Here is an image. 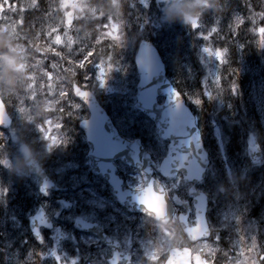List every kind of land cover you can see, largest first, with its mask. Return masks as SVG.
Here are the masks:
<instances>
[{
	"label": "rangeland",
	"instance_id": "rangeland-1",
	"mask_svg": "<svg viewBox=\"0 0 264 264\" xmlns=\"http://www.w3.org/2000/svg\"><path fill=\"white\" fill-rule=\"evenodd\" d=\"M1 1L5 3L6 10L0 15V45L1 47L9 46L6 47V56H14L11 50L15 42L21 40L23 45V39L26 42L25 46L21 44L16 49L17 52L22 53L20 60L17 58L13 60L19 66L17 71L8 62L0 63V93L4 92L7 97L16 100L19 105V108L13 104L10 106L11 111L17 117L14 128L20 127L23 121L28 120L27 100L32 97L35 101L33 103H37L40 96H43L42 103L50 97L54 100L59 95V91L65 89L63 73L68 70L69 75L73 77V83L76 80L79 84H87L94 93L104 96L105 103L110 106L107 108L113 120L123 133L126 134L129 128H135L145 136L151 134L146 122L134 113L137 75L132 64L133 57L131 58L133 49L131 47L126 49L128 45L117 36L115 31L114 17L118 12V0H105L104 3L97 0ZM207 1L210 0H202L201 3L188 1L184 5L187 9H192L190 17L182 8L178 18L166 22L161 18L162 12L167 13L166 7L152 6L151 1L144 3L142 0H129L132 6L127 4V8L137 13L143 12V18L145 13L150 16L148 24H138L137 16L133 18L137 39L132 42L128 41V44L135 46L139 40L144 39L158 46L165 62L168 63V59L172 61L169 73L194 107L221 106L220 101L230 95L240 98V106H247L252 110L259 105V101L261 104L264 103V63L256 67L255 72L250 67L242 65L241 47L236 51V43L228 38L229 36L235 38L236 28L240 25V21L237 20L234 12H231L230 20L225 24V28H221L222 21L215 20L219 11H216L212 5L205 6ZM225 3L227 5L228 1L226 0ZM239 5L246 13V18L241 22L246 26L245 36L255 43L253 46H256V56L261 57L264 62V52H262V46L259 45L264 43V25L261 27L264 22V0L255 4L261 9L259 15L251 10L250 5L244 7L242 3ZM68 10L74 12V22L73 26L65 28L63 17ZM33 16L34 18L26 23L28 17ZM185 19L188 20L187 23ZM260 21L262 22L259 25ZM175 27L178 34L184 32V37L175 38L174 42L177 47L172 49L171 28ZM35 40L40 41L43 46L47 44L48 51L37 50L34 45ZM57 42L60 52L54 55L51 52ZM250 45L252 43L248 40L244 44V46ZM201 46L209 48L212 55L210 57L203 55L200 52ZM44 55L54 57L47 60ZM82 61L85 62L82 64ZM226 67H229L230 75L223 79L221 76ZM72 69H76L77 72ZM253 78L257 83L259 80L262 82V85L256 86L259 99L250 93L243 100L246 90L253 89L255 86ZM15 81H19L22 85L19 92L13 87ZM223 81L228 84L226 93L222 89ZM226 105L233 106L231 102ZM25 114L27 117L24 116ZM20 117L22 120H19ZM44 125L45 127L41 130L43 136H50V120H44ZM3 137V133L0 132V139ZM59 167L61 169L56 170L57 182L65 188V196L74 203L73 213L83 218L93 217L92 208L94 206L101 208V204L95 200L92 203L89 202L83 195V191L78 190L77 177L68 175V168H74L73 166L62 163ZM49 169L52 171V166ZM30 184L29 180L23 181L27 194H22V198L26 201L29 200L28 197L39 196L36 189L29 190ZM175 185L174 183L173 186ZM7 192L11 191L3 187L0 182V234L5 232L12 223H14L12 228L15 230L9 240L5 241L0 237V248L2 249L0 264H22V256L25 255L26 247L23 238V231L26 233V230L22 227L23 211L20 205H8L13 197L8 196ZM87 192L93 194L92 190L87 189ZM51 198V195L43 197V205L49 211L56 208ZM70 218L71 214L63 215L62 223L69 221ZM258 229L260 233L263 232L261 228ZM13 238L16 239L10 245ZM168 238H170L168 233L158 229L159 240L166 242ZM238 244H240L238 241L207 242L203 248V258L206 262L212 261L218 250L216 259L223 264H226L228 257L234 253L236 257L233 261H236V264H252L254 261L251 256L241 257L240 250L236 253L235 248ZM229 247L234 249V253L229 251ZM30 252L33 251L30 250ZM155 260L156 264H160L157 257Z\"/></svg>",
	"mask_w": 264,
	"mask_h": 264
},
{
	"label": "flooded vegetation",
	"instance_id": "flooded-vegetation-1",
	"mask_svg": "<svg viewBox=\"0 0 264 264\" xmlns=\"http://www.w3.org/2000/svg\"><path fill=\"white\" fill-rule=\"evenodd\" d=\"M230 109L235 112L231 113ZM230 109V112H222V108H215V113L206 109L204 112L199 113L198 125L204 140L209 146L214 144V139L211 137L212 128H222L223 136L219 139L221 142L234 147L236 176H230V180L227 181L225 176L219 173V163L216 162V156L212 153L214 164L216 163V171L210 179L202 181L197 188L208 195L205 219L208 226L211 229L214 228V233L220 234L221 237H225L227 240L244 241L248 237V226L264 227V151L261 159L255 162L240 154L244 147L253 146L260 147V149L264 147V107L259 108V112L255 110L248 114L242 112V109L246 108L233 107ZM61 115L62 119L66 117L70 124H79L87 117V112L83 107L77 109L65 107ZM0 145L4 147L3 154L0 151V158H11L12 152L15 150H10L9 146L5 145L3 141H0ZM65 153L68 158L76 162L87 161L85 165L87 167L89 162L87 159V145L82 135L75 140L72 147L66 150ZM40 164L43 165L42 162ZM85 166H81L78 172H82ZM23 179L24 177L17 178L18 181ZM218 185L220 186L218 189L219 196L213 198V192ZM35 187L40 190V187ZM22 188V184H14V189L20 196L24 192ZM35 206L40 208L42 206L41 201ZM259 208L262 211L261 213L258 211ZM250 210L251 212H249ZM180 213L184 214V211L181 209ZM112 214V210L105 212V215ZM55 219H58V216ZM188 222L190 225L194 224L193 209L188 213ZM100 226L121 253L126 254L130 264H138L139 257H142L148 264V257L153 252V245L148 234L150 231L148 225L139 224V219H135L128 226L127 233L123 234L120 220L112 217L102 225L100 223ZM139 226H142V228H139ZM52 231L43 232V238L50 237ZM135 231H139L141 234L138 235ZM78 237L86 239L85 243L66 244L65 252L67 255L72 256L78 252L83 257V264H112L111 245L102 241L98 242L94 236L87 234H79ZM65 242L64 239L60 245L55 246L52 244V253H56L60 247L64 246ZM182 245L185 246L184 241ZM43 253L47 254L46 251ZM215 263L219 264L218 261H215ZM117 264H122V262Z\"/></svg>",
	"mask_w": 264,
	"mask_h": 264
},
{
	"label": "water",
	"instance_id": "water-1",
	"mask_svg": "<svg viewBox=\"0 0 264 264\" xmlns=\"http://www.w3.org/2000/svg\"><path fill=\"white\" fill-rule=\"evenodd\" d=\"M144 45H142L143 47ZM150 51L153 49L149 48ZM150 60L144 50H139L137 56V66L139 67L140 82L138 84V101L142 111L156 122L157 127L160 128L161 135L171 142V150L167 158L164 169L171 172H182L188 176L196 171L199 176L203 173L205 157L201 152V143L198 139L197 133L189 121L188 111L184 108L181 98L172 90L168 81L164 79L163 69L160 63L153 71H150L148 64ZM159 95L165 97L163 105L158 106L155 98ZM91 107L96 109V104L91 100ZM94 118L97 112L92 111ZM94 120V119H93ZM93 120L91 122H93ZM92 129V125L90 127ZM93 132V133H92ZM88 135L90 145H95L99 141L109 138L110 131L102 132L92 130ZM94 134V135H93ZM131 163L129 159L124 160ZM106 179L111 176L103 175ZM195 179V178H194ZM156 211V210H155ZM161 212L162 210H158ZM171 257L167 260V264L175 263L174 259L181 260V255L177 251L171 252Z\"/></svg>",
	"mask_w": 264,
	"mask_h": 264
},
{
	"label": "bare ground",
	"instance_id": "bare-ground-1",
	"mask_svg": "<svg viewBox=\"0 0 264 264\" xmlns=\"http://www.w3.org/2000/svg\"><path fill=\"white\" fill-rule=\"evenodd\" d=\"M33 18H34V16L33 17H28V21L26 23H28L29 21H31ZM262 25H264V22L261 24V26ZM258 211H260V213L262 212L260 208H259ZM249 212H251V210ZM12 224H14V223H12ZM12 224L8 227V229L5 232H3V233L0 234V237L3 238V240H5V241L6 240H9L14 235V233H15V230H13V228H12ZM1 250L2 249L0 248V251Z\"/></svg>",
	"mask_w": 264,
	"mask_h": 264
},
{
	"label": "snow or ice",
	"instance_id": "snow-or-ice-1",
	"mask_svg": "<svg viewBox=\"0 0 264 264\" xmlns=\"http://www.w3.org/2000/svg\"><path fill=\"white\" fill-rule=\"evenodd\" d=\"M197 103H198V101H197ZM41 219H42V218H41ZM52 255H53L54 257H56V253H55V252H53ZM259 258H260L261 260H264V255H261ZM56 259H59V257H56Z\"/></svg>",
	"mask_w": 264,
	"mask_h": 264
}]
</instances>
